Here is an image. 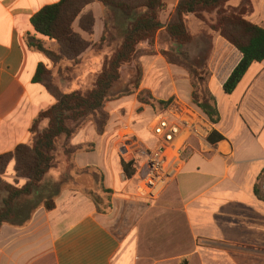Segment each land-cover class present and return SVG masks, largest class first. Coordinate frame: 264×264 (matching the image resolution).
Masks as SVG:
<instances>
[{
	"label": "crops",
	"instance_id": "0c3cea01",
	"mask_svg": "<svg viewBox=\"0 0 264 264\" xmlns=\"http://www.w3.org/2000/svg\"><path fill=\"white\" fill-rule=\"evenodd\" d=\"M59 1L0 0V155L29 144L33 120L55 103L41 84L32 81L37 66L47 67L48 60L28 48L25 37L35 35L32 16ZM177 2L164 4L165 11L173 12ZM86 13L93 17L92 33L79 28L80 17L72 29L96 43L105 33L106 12L91 3L82 11ZM192 18L189 15L187 21ZM247 21L264 28V0H251ZM89 50L81 57L87 53L91 64L98 63V55ZM240 59L237 50L213 35L206 87L219 119L209 139L219 135L222 140L211 144L208 139L204 151L189 141L182 171L158 199L149 200L137 194L138 166L127 180L121 160L132 157L119 154L127 131L139 148L153 149L156 144L149 111L135 105L137 94L146 91L155 104L174 97L193 102L185 70L166 63L158 52L141 57L138 90L106 104L109 121L104 133L98 135L88 122L69 140L71 147L81 148L71 155L72 165L90 172V181L84 179L79 186L74 181L60 190L53 210L40 206L23 226L3 225L0 264H264V201L254 194L264 169V61L253 63L226 95L223 84ZM152 73L168 79V84L150 82ZM91 169L102 175L104 189L111 191L110 208L103 213L90 196L107 195L100 193Z\"/></svg>",
	"mask_w": 264,
	"mask_h": 264
},
{
	"label": "trees",
	"instance_id": "16d2710c",
	"mask_svg": "<svg viewBox=\"0 0 264 264\" xmlns=\"http://www.w3.org/2000/svg\"><path fill=\"white\" fill-rule=\"evenodd\" d=\"M227 1L229 0H178L171 19L164 25L161 21V13L164 10L163 0H60L56 4L44 6L32 16L30 23L35 35L25 37L26 45L54 63L66 59L77 64L80 56L88 48L81 36L73 31L72 24L80 17L79 28L87 34L92 33V14H82L84 8L91 3H97L105 9L113 27L120 29L122 40L97 76L93 88L86 93H60L49 85L50 73L45 66L42 64L37 66L32 81L41 84L55 103L41 111L33 120L29 144L18 145L12 152L0 155V177L11 164L13 176L18 180L25 181L19 187L4 184V197L0 206V229L5 224L15 227L23 226L40 206H43L47 211L54 209V200L64 179L57 182L45 181V176L53 167L56 141L64 136L69 144L70 138L76 133V128L89 119H92L98 135L104 133L109 121L105 104L113 100L110 94L113 87L119 82L120 68L124 64L130 63L136 56L137 46L145 41H152L159 30L164 28V32L170 40L180 45L188 42L191 37L185 25L187 16L193 15L202 20L204 12H216L217 19L212 30L217 32L241 55L240 61L223 84L222 89L226 95H230L234 91L253 63L264 61V28L252 24L244 18L248 11L247 8H241L235 14L223 13L220 9ZM39 37L54 41L57 51L47 47ZM103 40L104 35L101 38V41ZM162 54L168 64L178 66L188 73L192 87V102L200 107L213 124L217 123L219 116L214 99L208 91L206 100L199 101L197 95L199 84L206 82L208 73L205 75L200 73L193 65L170 52ZM141 76L142 71L138 67L133 91L128 94L132 95L137 92ZM138 94H142V92ZM147 96L149 97L148 94ZM171 100L157 103L164 110ZM42 123L45 124V127L39 129ZM68 123L74 124L75 130L69 128ZM221 140L222 137L217 135L215 138L211 137L209 142L214 144ZM70 147L65 149L67 155H72L81 149ZM121 166L127 180L135 175L136 164L133 161L121 160ZM91 171L95 176L97 175L96 180L100 193L107 195L106 199L98 193H95L93 197L90 196L97 211L103 213L110 208L109 194L111 191L104 189L102 175L96 169H91ZM262 176H264V169L260 172L257 183L254 185V194L260 201H264V193L258 190V182Z\"/></svg>",
	"mask_w": 264,
	"mask_h": 264
},
{
	"label": "rangeland",
	"instance_id": "374dc122",
	"mask_svg": "<svg viewBox=\"0 0 264 264\" xmlns=\"http://www.w3.org/2000/svg\"><path fill=\"white\" fill-rule=\"evenodd\" d=\"M173 1L174 0H163V3L170 5L173 3ZM241 8H247L248 11L244 16V18L247 20V17L251 12V0H229L221 7L220 10L226 14H235ZM172 14L173 12L168 13L167 11H165L164 8L163 12L161 13V21L167 22L168 20L171 19ZM105 17H106L105 21L107 23V28L105 29V33H104V40L103 41L100 40L96 43H93L91 41H86L83 39L87 43L88 48H90L89 50L90 53L92 54L94 53L98 55L97 59L99 62L97 63L95 61V63L93 62V64H91L89 62L90 59L87 58L88 55L87 53L85 54V56H83L84 58L80 56L79 62L77 64L68 61L66 59H63L59 63H54L46 58L48 62H47V67L45 68L50 73V76L48 78V83L51 87L56 88L60 93H72V92L86 93L93 88L97 76L100 74L102 68H104L105 63L110 59V57L112 56V54L114 53L117 46L120 44L122 40V34L120 33L121 32L120 29H116L113 27L109 14L107 12L105 13ZM187 17H186L185 25L187 31L191 35L190 40L180 45L175 44L170 40V38L164 32L163 29V30H159L156 33L152 41L151 40L145 41L139 46H137L136 56L132 59L130 63L124 64L119 70L120 79L119 82L113 87L111 91L110 95L113 98V100L110 102H115V101L117 102L122 98L130 96V94L128 93H131L133 91V84L135 83L136 80L137 69L138 67L141 68L140 58L143 56H152L158 52L164 59L162 53L170 52L179 59L185 60L186 62L193 65L196 69H198L200 73L204 75L208 73L206 70V64L209 54L211 52L212 37L213 35H219L217 32L212 30V26L215 24L217 19L216 12L213 11L204 12L202 20L193 16L194 17L192 18L193 22L191 21L188 22ZM44 43L50 49L57 51V45L51 47L46 42ZM206 79H207V74H206ZM149 81L154 84L156 83V85L157 82H160L162 84L161 87L166 86V84H168V79L160 80L158 76L155 75V73H152L149 76ZM206 92H207L206 82L203 84L202 83L199 84V87L197 89V95L199 96V101L206 100ZM185 98L188 97L185 96ZM190 99H191V95H190ZM136 103H137L135 104L136 107H141L142 109L145 108L146 110L149 111V115L151 119L153 118L154 115H157L161 111H163L160 105L155 104L152 101V99L147 96L146 91L142 92V94H137ZM111 105H115V104H111ZM149 107L152 108V112L149 109ZM105 111L108 113L106 108ZM125 112L126 111H124L123 114ZM133 112L137 114V112L140 111L134 110ZM119 116H121V113H119ZM88 122L93 125L92 119H89L88 121L84 122L80 127L76 128V130L81 128L83 125L87 124ZM67 125L69 128L75 130L74 124L68 123ZM43 127H45L44 123H42L39 126V129H43ZM126 133H128L127 135L129 136H127L126 138H124L125 140L123 139L120 142L119 154L123 155L122 156L123 158H126L125 156L129 154L132 157L131 160L129 161H133L136 164V166H138L152 149H149L147 147L139 148V145L136 143V139L129 134V131H127ZM66 147H70V146L67 143L64 136H62L56 141L55 150L53 152V158H54L53 167L49 170V172L45 176V181H53V180L61 181L64 179L62 183L63 185L61 186L60 190L73 186L74 181L76 182L75 183L76 186L77 185L79 186V184H81L82 180L84 179H87L89 182L90 178L88 176H91L90 172H86V171L78 172L77 169L74 168L71 162L72 160L71 155H67L65 153V151L67 150ZM65 177L67 178L66 180ZM0 178L2 180V183L0 184V206H1V202L4 197V184H10L19 187L22 186L25 183V181L18 180L13 176L11 164L6 168L5 172L3 173V175H1ZM262 181H264V176H262V178L258 182L259 192H262ZM136 182L138 181L136 180Z\"/></svg>",
	"mask_w": 264,
	"mask_h": 264
},
{
	"label": "built area",
	"instance_id": "2783aa9c",
	"mask_svg": "<svg viewBox=\"0 0 264 264\" xmlns=\"http://www.w3.org/2000/svg\"><path fill=\"white\" fill-rule=\"evenodd\" d=\"M214 124L191 102L178 97L154 115L150 132L156 144L138 165L136 180L140 197L158 199L166 187L182 171L189 141H195L200 151L208 147Z\"/></svg>",
	"mask_w": 264,
	"mask_h": 264
},
{
	"label": "water",
	"instance_id": "95a60500",
	"mask_svg": "<svg viewBox=\"0 0 264 264\" xmlns=\"http://www.w3.org/2000/svg\"><path fill=\"white\" fill-rule=\"evenodd\" d=\"M262 192H264V182H262Z\"/></svg>",
	"mask_w": 264,
	"mask_h": 264
}]
</instances>
